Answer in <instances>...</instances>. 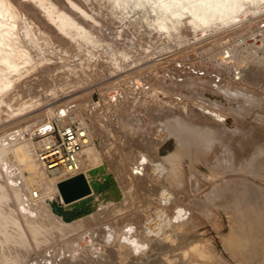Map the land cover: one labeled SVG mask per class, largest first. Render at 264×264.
Here are the masks:
<instances>
[{
  "label": "bare ground",
  "instance_id": "bare-ground-1",
  "mask_svg": "<svg viewBox=\"0 0 264 264\" xmlns=\"http://www.w3.org/2000/svg\"><path fill=\"white\" fill-rule=\"evenodd\" d=\"M190 43L226 82L159 67ZM257 87L264 0H0V264H264ZM53 120L102 184L69 202Z\"/></svg>",
  "mask_w": 264,
  "mask_h": 264
},
{
  "label": "built area",
  "instance_id": "built-area-1",
  "mask_svg": "<svg viewBox=\"0 0 264 264\" xmlns=\"http://www.w3.org/2000/svg\"><path fill=\"white\" fill-rule=\"evenodd\" d=\"M53 136L35 151L40 165L47 171H64L69 177L79 169V153L83 144L82 125L67 123L61 127L53 120Z\"/></svg>",
  "mask_w": 264,
  "mask_h": 264
},
{
  "label": "rangeland",
  "instance_id": "rangeland-1",
  "mask_svg": "<svg viewBox=\"0 0 264 264\" xmlns=\"http://www.w3.org/2000/svg\"><path fill=\"white\" fill-rule=\"evenodd\" d=\"M203 43H205V42H203ZM197 46H198L197 44H191L190 43L188 46H186V48H183L182 50H180L181 52L178 51V52H175V54H172V56L169 55L168 60L166 61L167 63L161 62V64H160L161 66H159V67H162V66L167 65V64L171 65L175 61L176 62L181 61L182 62L181 64L182 65L184 64L183 66H186V67L189 66L190 67V65H191L195 69H200L201 72H203L202 79H204V82L208 83V85L209 84L214 85V83H217V82L220 83L221 81L226 82L225 80H222L223 72L221 73L222 75L220 73L218 74V69L213 68L210 65L206 64L202 60V58L199 55H197V53H196V47ZM184 47H185V45H184ZM170 59H172L174 61H172ZM177 60H179V61H177ZM183 70L181 71V73L184 74ZM184 71H186V70H184ZM218 77H219V79H218ZM106 79H104V80H106ZM98 87H99V84H93L92 86H90L89 88L86 89V90H90L89 95L93 99H96L98 97V92H97ZM258 88L259 87H257V89H256V91L259 93V94H257L258 97H260V96L264 97V94H263L264 91H262V88H260V89H258ZM259 90H261V91H259Z\"/></svg>",
  "mask_w": 264,
  "mask_h": 264
},
{
  "label": "water",
  "instance_id": "water-1",
  "mask_svg": "<svg viewBox=\"0 0 264 264\" xmlns=\"http://www.w3.org/2000/svg\"><path fill=\"white\" fill-rule=\"evenodd\" d=\"M90 173L92 175H95V169L94 168L91 169ZM100 185L102 184H99L95 180L88 181L83 173H77L57 183L58 190L61 194L62 199L65 202H69L75 200L76 198L83 197L90 192L91 188H100L101 187ZM86 200L87 199L85 198L80 200V202H77V204L75 203L73 211L62 213L61 209L57 206H54L53 210L55 212L60 213L65 218H69V216H71L76 211V206L85 205ZM155 223L156 222L153 221L151 224L153 225Z\"/></svg>",
  "mask_w": 264,
  "mask_h": 264
}]
</instances>
